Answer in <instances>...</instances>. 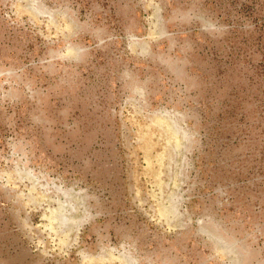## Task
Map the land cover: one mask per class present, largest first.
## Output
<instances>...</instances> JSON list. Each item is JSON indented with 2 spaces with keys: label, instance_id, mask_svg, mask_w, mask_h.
Instances as JSON below:
<instances>
[{
  "label": "rangeland",
  "instance_id": "1",
  "mask_svg": "<svg viewBox=\"0 0 264 264\" xmlns=\"http://www.w3.org/2000/svg\"><path fill=\"white\" fill-rule=\"evenodd\" d=\"M0 264H264V0H0Z\"/></svg>",
  "mask_w": 264,
  "mask_h": 264
},
{
  "label": "bare ground",
  "instance_id": "2",
  "mask_svg": "<svg viewBox=\"0 0 264 264\" xmlns=\"http://www.w3.org/2000/svg\"><path fill=\"white\" fill-rule=\"evenodd\" d=\"M59 217L66 219V220L69 219L64 212H60Z\"/></svg>",
  "mask_w": 264,
  "mask_h": 264
}]
</instances>
